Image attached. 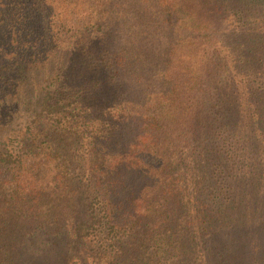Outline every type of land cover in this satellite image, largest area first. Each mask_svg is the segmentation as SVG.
Segmentation results:
<instances>
[{
    "label": "trees",
    "instance_id": "trees-1",
    "mask_svg": "<svg viewBox=\"0 0 264 264\" xmlns=\"http://www.w3.org/2000/svg\"><path fill=\"white\" fill-rule=\"evenodd\" d=\"M0 103V264H264V0H0Z\"/></svg>",
    "mask_w": 264,
    "mask_h": 264
},
{
    "label": "rangeland",
    "instance_id": "rangeland-1",
    "mask_svg": "<svg viewBox=\"0 0 264 264\" xmlns=\"http://www.w3.org/2000/svg\"><path fill=\"white\" fill-rule=\"evenodd\" d=\"M251 38H252V36H251ZM250 41H251V39L248 38V40H247L248 45H249ZM259 42H261V40H259L256 37L254 40V43L252 42L251 47L253 48V51H251V53L246 51L243 48L244 46H242L241 44L240 45L236 44L235 45V54H236L237 58H241V57L243 58L245 56H251L252 60H255L256 58H258L259 53L255 52V48ZM245 48H247V45ZM0 109H1V111H5L1 105H0ZM6 113L9 114V116H12L15 114V111L9 107V110ZM18 114L20 115L21 113H18ZM20 120H21V122H24L26 120L22 114L20 116L19 121ZM263 239H264V234H263ZM29 249L30 250L28 251L29 252L28 258L30 260L34 261L36 264H38L37 262H39V264H61L59 261L56 260L58 253H54L55 250H52V247L50 245H46L45 240H43V239H41L37 242V246H35V247L30 246Z\"/></svg>",
    "mask_w": 264,
    "mask_h": 264
}]
</instances>
